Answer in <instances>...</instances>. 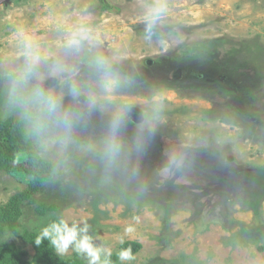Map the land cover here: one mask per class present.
<instances>
[{
  "label": "rangeland",
  "instance_id": "obj_1",
  "mask_svg": "<svg viewBox=\"0 0 264 264\" xmlns=\"http://www.w3.org/2000/svg\"><path fill=\"white\" fill-rule=\"evenodd\" d=\"M10 116L55 169L19 235L63 217L113 255L141 245L113 264H264V0L0 6ZM26 181L0 171V205ZM0 241L33 255L9 231Z\"/></svg>",
  "mask_w": 264,
  "mask_h": 264
},
{
  "label": "trees",
  "instance_id": "obj_2",
  "mask_svg": "<svg viewBox=\"0 0 264 264\" xmlns=\"http://www.w3.org/2000/svg\"><path fill=\"white\" fill-rule=\"evenodd\" d=\"M0 171L11 177L20 175L27 179L23 191L12 195L6 203L0 205V240L4 232L9 231L33 250V255L29 257L16 245L0 241V264H83L76 254L71 258L59 256L46 240L37 246L34 240L39 231H24L21 235L17 233L23 204L30 203L32 197L53 179L55 169L49 161L39 155L26 133L23 122L13 116L0 119ZM57 210L55 205L36 208L42 217L49 211ZM128 247L134 255L141 245L134 241H125L119 245V250ZM111 259L114 261L116 255H112Z\"/></svg>",
  "mask_w": 264,
  "mask_h": 264
},
{
  "label": "clouds",
  "instance_id": "obj_3",
  "mask_svg": "<svg viewBox=\"0 0 264 264\" xmlns=\"http://www.w3.org/2000/svg\"><path fill=\"white\" fill-rule=\"evenodd\" d=\"M125 231L129 233L132 229L126 228ZM45 240L58 255H64L71 248L78 256L84 257L87 264H113L111 249L95 244L87 222L81 225L77 222L69 223L63 217L54 218L40 229L34 243L40 246ZM116 257L120 262L134 259L130 247L121 248Z\"/></svg>",
  "mask_w": 264,
  "mask_h": 264
},
{
  "label": "flooded vegetation",
  "instance_id": "obj_4",
  "mask_svg": "<svg viewBox=\"0 0 264 264\" xmlns=\"http://www.w3.org/2000/svg\"><path fill=\"white\" fill-rule=\"evenodd\" d=\"M207 58V57H206ZM207 60H209V58H207ZM204 63V62H203ZM213 64V63H212ZM207 65H209V68H210V65H211V63H209V61H208V64ZM206 65V66H207ZM215 67V65L212 67V68H214ZM182 71V70H181ZM184 75H183V81L185 80V85L184 86H186V85H194L195 84V82H198V81H196V80H198V79H196V80H191L190 78H186V74L185 73H183ZM212 74V73H211ZM188 76V75H187ZM186 78V79H185ZM227 82H229V81H227ZM237 84V88H239V83H236ZM234 86V85H233Z\"/></svg>",
  "mask_w": 264,
  "mask_h": 264
},
{
  "label": "water",
  "instance_id": "obj_5",
  "mask_svg": "<svg viewBox=\"0 0 264 264\" xmlns=\"http://www.w3.org/2000/svg\"><path fill=\"white\" fill-rule=\"evenodd\" d=\"M14 0H0V6L10 5Z\"/></svg>",
  "mask_w": 264,
  "mask_h": 264
}]
</instances>
